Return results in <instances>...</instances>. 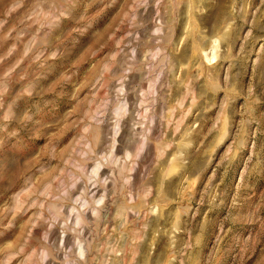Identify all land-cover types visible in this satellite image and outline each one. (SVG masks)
Instances as JSON below:
<instances>
[{
    "label": "rangeland",
    "instance_id": "rangeland-1",
    "mask_svg": "<svg viewBox=\"0 0 264 264\" xmlns=\"http://www.w3.org/2000/svg\"><path fill=\"white\" fill-rule=\"evenodd\" d=\"M0 264H264V0H0Z\"/></svg>",
    "mask_w": 264,
    "mask_h": 264
}]
</instances>
